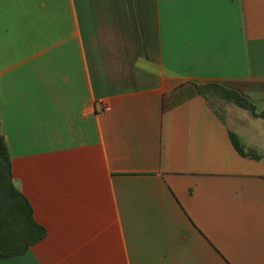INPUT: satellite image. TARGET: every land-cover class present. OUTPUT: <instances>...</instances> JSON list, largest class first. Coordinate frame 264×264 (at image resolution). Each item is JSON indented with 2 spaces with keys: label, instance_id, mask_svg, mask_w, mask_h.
Segmentation results:
<instances>
[{
  "label": "crops",
  "instance_id": "1",
  "mask_svg": "<svg viewBox=\"0 0 264 264\" xmlns=\"http://www.w3.org/2000/svg\"><path fill=\"white\" fill-rule=\"evenodd\" d=\"M204 83L264 112V0H0V132L45 230L0 264H264V119Z\"/></svg>",
  "mask_w": 264,
  "mask_h": 264
},
{
  "label": "trees",
  "instance_id": "2",
  "mask_svg": "<svg viewBox=\"0 0 264 264\" xmlns=\"http://www.w3.org/2000/svg\"><path fill=\"white\" fill-rule=\"evenodd\" d=\"M194 86L208 101L218 100L233 104L249 111L254 117L264 119V112H257L248 99L234 90L218 83ZM229 137L235 150L246 157L247 153L240 138L232 132H229ZM44 236L45 230L35 222L31 205L13 184L7 145L0 132V260L23 255Z\"/></svg>",
  "mask_w": 264,
  "mask_h": 264
},
{
  "label": "built area",
  "instance_id": "3",
  "mask_svg": "<svg viewBox=\"0 0 264 264\" xmlns=\"http://www.w3.org/2000/svg\"><path fill=\"white\" fill-rule=\"evenodd\" d=\"M105 110H109V108H105Z\"/></svg>",
  "mask_w": 264,
  "mask_h": 264
}]
</instances>
